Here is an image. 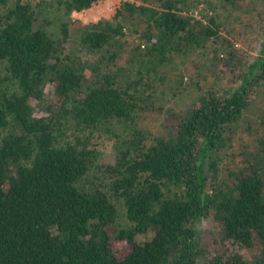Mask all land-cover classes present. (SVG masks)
Returning a JSON list of instances; mask_svg holds the SVG:
<instances>
[{
  "label": "trees",
  "instance_id": "1",
  "mask_svg": "<svg viewBox=\"0 0 264 264\" xmlns=\"http://www.w3.org/2000/svg\"><path fill=\"white\" fill-rule=\"evenodd\" d=\"M98 1L0 0V62L17 83L8 88L0 71V264H264V135L220 177V153L264 85V43L251 63L222 59L223 94L168 116L161 135L135 128L99 175L86 142L115 119L133 121L154 72L218 39L220 24L178 0H125L110 19H74ZM47 8L63 13L58 38ZM74 33L80 55L68 51ZM66 126L86 137L58 144ZM209 215L221 230L206 239ZM254 248L250 261L243 249Z\"/></svg>",
  "mask_w": 264,
  "mask_h": 264
},
{
  "label": "rangeland",
  "instance_id": "2",
  "mask_svg": "<svg viewBox=\"0 0 264 264\" xmlns=\"http://www.w3.org/2000/svg\"><path fill=\"white\" fill-rule=\"evenodd\" d=\"M123 1L125 0H99L92 8L75 12L73 17L83 23L110 19ZM131 1L140 3L139 0ZM178 1L184 13L204 22H209L210 17L215 16L220 24V37L188 54L174 55L169 63L154 72V78L150 81L152 87L143 95L142 104L136 111L133 121L115 119L103 125L91 136L86 145L97 152L93 170L99 175L103 174V164L115 161L135 128L144 130L150 138L161 135L165 132L164 122L168 116L199 104L202 97L207 96L210 91L223 94L231 82L223 75L222 59L229 58L231 53H235L244 63H251L260 56L264 43V0H238L233 5H225L219 0ZM44 16L51 21L48 26L50 33L58 38L59 25L64 20L63 13L47 8ZM79 48L78 38L74 33L68 51L80 55ZM0 71L5 78V85L10 89H16L17 83L11 77L5 62H0ZM46 91L52 92L50 87ZM252 99V104L234 131L231 143L220 153L222 179H228L232 172L240 170L244 164L241 161L251 156L257 140L264 135V85L256 90ZM45 101L46 99H43L39 102L38 115L43 113ZM77 137L85 138L86 135L77 133L68 126L56 131L58 144L73 142ZM117 206L119 211L117 226H128L124 203L118 200ZM200 228L207 239L219 233L221 222L209 215L201 220ZM243 252L251 261L258 253V249H243ZM200 264L207 263L200 260Z\"/></svg>",
  "mask_w": 264,
  "mask_h": 264
}]
</instances>
